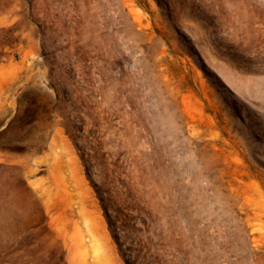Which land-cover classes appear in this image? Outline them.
I'll use <instances>...</instances> for the list:
<instances>
[{
	"label": "rangeland",
	"instance_id": "1",
	"mask_svg": "<svg viewBox=\"0 0 264 264\" xmlns=\"http://www.w3.org/2000/svg\"><path fill=\"white\" fill-rule=\"evenodd\" d=\"M124 253L264 264V0H0V264Z\"/></svg>",
	"mask_w": 264,
	"mask_h": 264
},
{
	"label": "trees",
	"instance_id": "2",
	"mask_svg": "<svg viewBox=\"0 0 264 264\" xmlns=\"http://www.w3.org/2000/svg\"><path fill=\"white\" fill-rule=\"evenodd\" d=\"M7 149L10 150V151H13V152H18V151L21 150L17 145H11V146H8ZM88 174L90 175V172H89V171H88ZM101 201L104 203V200H103V199H101ZM105 210H106V216H107V218H109L110 215H109L108 210H107L106 207H105ZM109 224H110L111 229L113 230V229L115 228V226L111 223V221H109ZM113 231L115 232V230H113ZM115 238H116V240H118V243H119V238H118V235H117V234L115 235ZM119 245H120V243H119ZM120 246H121V245H120ZM123 257H124L125 260H126L127 253H124V254H123ZM126 263H127V264H130L128 260H126Z\"/></svg>",
	"mask_w": 264,
	"mask_h": 264
}]
</instances>
